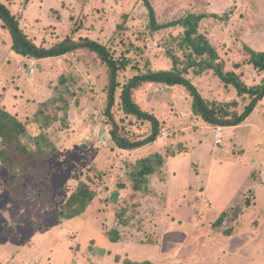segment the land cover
<instances>
[{
  "label": "rangeland",
  "instance_id": "rangeland-1",
  "mask_svg": "<svg viewBox=\"0 0 264 264\" xmlns=\"http://www.w3.org/2000/svg\"><path fill=\"white\" fill-rule=\"evenodd\" d=\"M51 1L15 0L13 11L29 36L38 44L69 35L106 44L127 63L119 71L121 84L146 69L148 60L171 67L174 54L180 68L186 64L184 28L151 30L142 0H60L44 9ZM150 2L159 22L209 14L199 31L219 48L227 68L247 60L245 44L264 50V0ZM99 61L91 52L25 59L11 49L0 19V106L23 119L31 116L26 123L34 137L52 121L56 132L48 135L57 145L46 149L51 157H33L23 175L0 162V264H264V99L246 122L226 126L217 144V125L193 112L183 85L145 84L134 97L160 119V135L136 151L122 150L107 122L108 72ZM242 69L249 84L261 79L253 65ZM204 80L206 95L226 97L218 79ZM51 96L58 98L55 105L37 114ZM115 111L123 135L151 131L149 123ZM155 152L166 163L151 176V191L134 190L132 164ZM22 180L29 190L17 202L8 186L15 181L14 190L26 191ZM81 182L94 188L95 199L84 214L59 223L46 202L63 204ZM222 214L220 226H213ZM109 232L119 240H111Z\"/></svg>",
  "mask_w": 264,
  "mask_h": 264
},
{
  "label": "trees",
  "instance_id": "trees-1",
  "mask_svg": "<svg viewBox=\"0 0 264 264\" xmlns=\"http://www.w3.org/2000/svg\"><path fill=\"white\" fill-rule=\"evenodd\" d=\"M142 1L149 12L151 30L159 31L176 26L184 28L181 45L186 50V64L180 68L181 61L174 54L169 55L173 61L171 67H167L169 62L148 60L145 64L146 69L133 74L124 84L120 83L118 77L121 67H126L127 63L116 58L106 44L87 36L75 38L72 35L53 43L38 44L25 31L20 18L1 0L0 19L3 21V27L9 31L11 49L26 58L36 60L82 52L95 53L97 59L100 60L99 62L107 68L108 82L103 90L107 103L105 113L108 117L107 122L113 125L112 140L122 150L136 151L155 143L160 135V119L153 112L142 108L134 97L135 90L148 83H161L170 86L183 85L190 94L193 112L207 123L220 126H238L242 124L254 112L257 104L264 99V50H257L245 44L244 51L247 60H237L232 63V68H227L228 62L223 59L219 48L212 44L206 33L199 31L202 20L209 14L189 13L177 19L159 22L156 10L150 0ZM73 32L75 33V31ZM151 62L157 68L151 67ZM247 63L249 66L253 65L254 69L260 73L261 79L255 81L256 83L249 84L246 77H244L245 73L242 67ZM190 69L194 71L192 73L198 77V81L195 82L190 76ZM204 79H209V83L211 80L218 79L226 97L219 98L206 95L203 87L207 88L208 85ZM119 88H121L120 91ZM57 101L56 96H51L43 101L39 104L37 114L44 115L47 109L55 105ZM240 106L243 108H239ZM116 108H120L126 116L133 117L135 123H145V125L149 123L151 131L148 134L135 133L134 137L123 135L122 127L116 119ZM28 117L23 119L17 113L0 106V162L7 163L12 173L20 175L31 168L33 157L49 158L50 153L46 149L57 150L56 142L48 135L49 131L56 132L53 127H49L52 121L45 122V125H43L45 130L42 132L44 134H37L38 136L34 137L26 123ZM130 123L132 124V122ZM48 128H51V130H48ZM32 142L34 144L38 143V145L33 146ZM174 153V151H169L168 156H173ZM165 163V156L155 152L132 164L133 168L129 173L132 188L136 191L150 192L151 176L160 172ZM22 182L24 187L27 186L26 191L23 190L24 192H18L12 188L16 184L15 181L8 186L14 201L25 200L29 186L23 180ZM95 196L96 191L94 188H91L86 182H81L63 204L55 206L53 201H47L46 204L52 210H56L57 221L63 223L84 214ZM224 217L225 214H222L213 223V226L219 227ZM109 233L111 240H119L118 235ZM127 264L140 263L127 260Z\"/></svg>",
  "mask_w": 264,
  "mask_h": 264
},
{
  "label": "crops",
  "instance_id": "crops-1",
  "mask_svg": "<svg viewBox=\"0 0 264 264\" xmlns=\"http://www.w3.org/2000/svg\"><path fill=\"white\" fill-rule=\"evenodd\" d=\"M31 1L34 2V0H30V2H31ZM46 1H51V0H46ZM58 1H60V0H54V1H51V3H50L49 5H48V4L45 5L44 9H47V8L50 9V7H52V4H53V3H56V2H58ZM2 2H3V1H2ZM5 2H6L5 4H6V5L12 10V12H13L14 14H16V13L13 11V7H14V5H15V3H14L15 0H12V4L10 3L11 1H5ZM35 2H36V0H35ZM48 6H49V7H48ZM32 7H33V6H32ZM20 21H21V19H20ZM21 23H22V22H21ZM22 25H23V24H22ZM25 59H26V57H25ZM28 59H29V58H28ZM29 60H30V59H29ZM31 60H32V59H31ZM35 61H36V60H35ZM254 111H255V110H254ZM250 116H251V115H250ZM250 116H249V117H250ZM249 117H248V118H249ZM248 118H247L244 122H246V121L248 120ZM244 122H243V123H244ZM243 123H242V124H243ZM240 125H241V124H240ZM223 127L225 128L226 126H223Z\"/></svg>",
  "mask_w": 264,
  "mask_h": 264
},
{
  "label": "built area",
  "instance_id": "built-area-1",
  "mask_svg": "<svg viewBox=\"0 0 264 264\" xmlns=\"http://www.w3.org/2000/svg\"><path fill=\"white\" fill-rule=\"evenodd\" d=\"M223 129L224 127L223 126H220V125H217L215 127V131H214V134H215V141L217 144H220L222 142V136H223ZM162 135H166V132L163 131Z\"/></svg>",
  "mask_w": 264,
  "mask_h": 264
}]
</instances>
